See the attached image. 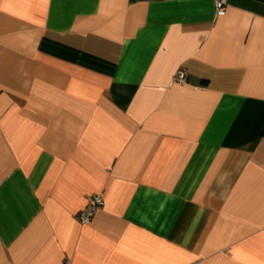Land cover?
I'll use <instances>...</instances> for the list:
<instances>
[{
    "label": "crops",
    "instance_id": "0c3cea01",
    "mask_svg": "<svg viewBox=\"0 0 264 264\" xmlns=\"http://www.w3.org/2000/svg\"><path fill=\"white\" fill-rule=\"evenodd\" d=\"M0 264H264V0H0Z\"/></svg>",
    "mask_w": 264,
    "mask_h": 264
},
{
    "label": "built area",
    "instance_id": "2783aa9c",
    "mask_svg": "<svg viewBox=\"0 0 264 264\" xmlns=\"http://www.w3.org/2000/svg\"><path fill=\"white\" fill-rule=\"evenodd\" d=\"M216 11L223 13L227 6V0H214ZM186 70L184 67H178L173 74V81L176 83L186 82ZM104 204V197L102 192L94 193L88 197L85 207L79 212L78 219L81 223H89L97 212Z\"/></svg>",
    "mask_w": 264,
    "mask_h": 264
}]
</instances>
